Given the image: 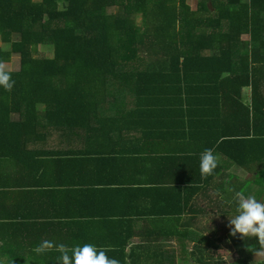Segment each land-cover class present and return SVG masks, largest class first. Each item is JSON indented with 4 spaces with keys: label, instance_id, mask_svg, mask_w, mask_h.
I'll use <instances>...</instances> for the list:
<instances>
[{
    "label": "trees",
    "instance_id": "1",
    "mask_svg": "<svg viewBox=\"0 0 264 264\" xmlns=\"http://www.w3.org/2000/svg\"><path fill=\"white\" fill-rule=\"evenodd\" d=\"M0 43V67L19 61L13 87H0V158L19 161L41 123L89 129L103 100L145 98L181 109L183 137L224 157L211 175L198 167L202 185L230 186L235 166L264 175V0H198L194 10L188 0H0ZM41 47L53 57L38 58ZM180 236L195 242L183 252L193 264L220 249L205 235ZM247 240L235 264L264 249Z\"/></svg>",
    "mask_w": 264,
    "mask_h": 264
},
{
    "label": "crops",
    "instance_id": "2",
    "mask_svg": "<svg viewBox=\"0 0 264 264\" xmlns=\"http://www.w3.org/2000/svg\"><path fill=\"white\" fill-rule=\"evenodd\" d=\"M102 103L93 127L41 123L19 161L0 158V264H57L54 247L33 251L44 240L93 243L119 264H183L195 242L181 234L219 229L208 227L227 211L229 184L198 181L199 148L183 137L181 109Z\"/></svg>",
    "mask_w": 264,
    "mask_h": 264
},
{
    "label": "clouds",
    "instance_id": "3",
    "mask_svg": "<svg viewBox=\"0 0 264 264\" xmlns=\"http://www.w3.org/2000/svg\"><path fill=\"white\" fill-rule=\"evenodd\" d=\"M14 80L10 73L0 67V87L11 89ZM217 155L210 148H205L199 154V172L201 176L211 175L217 167ZM229 205H234V214L228 217L230 234H239L241 238H253L264 242V202L253 195L245 196L237 191ZM55 248L59 253L56 257L57 264H119L115 258L106 254V249L93 243H53L44 240L33 248L37 254H42L49 249Z\"/></svg>",
    "mask_w": 264,
    "mask_h": 264
},
{
    "label": "rangeland",
    "instance_id": "4",
    "mask_svg": "<svg viewBox=\"0 0 264 264\" xmlns=\"http://www.w3.org/2000/svg\"><path fill=\"white\" fill-rule=\"evenodd\" d=\"M198 0H188L189 6L192 10L196 8V3ZM115 8H112L110 12H114ZM137 21L141 22V17L137 18ZM245 40L249 39V36L244 37ZM0 47L3 50H8V47L5 45H2L0 43ZM54 55V49L52 47H41L37 53L36 56L38 58H52ZM18 59L17 57H13L12 60L9 63H4L2 65V68L7 71H14L18 67ZM248 94V93H247ZM246 94V96H247ZM219 157L223 158V156ZM234 174L236 175V178H230L229 181H232L230 183L229 189H228V196L230 200L233 198L234 193L239 191L243 193L245 196L247 195H253L257 199L264 202V175H257L252 176L253 174L247 173L241 168H238L237 166ZM255 175V174H254ZM229 200V199H228ZM228 210L224 212V216L221 217L220 225L215 227H208L209 229L213 230L215 228H219L216 230V232H210L207 233L206 236L210 239H213L214 241H217L218 246L220 249L215 250L213 255H211V259L209 260L210 264H235L240 258H242V255L239 252V249L237 245L241 243V241H244L247 243V237L241 238L239 234L234 237L230 234V225L228 223V217L234 214V205H229L227 203ZM222 215V214H221ZM255 238V237H254ZM249 242V241H248ZM249 256V261L251 264H263L264 263V249L260 251H254ZM186 257V258H185ZM185 260H188V264H193L194 261L187 255L183 256V262ZM173 264L176 262L173 260Z\"/></svg>",
    "mask_w": 264,
    "mask_h": 264
}]
</instances>
